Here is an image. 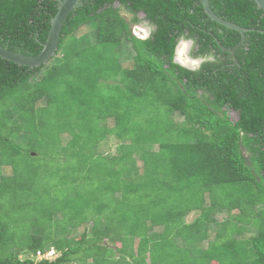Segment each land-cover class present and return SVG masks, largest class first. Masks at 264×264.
Masks as SVG:
<instances>
[{
  "label": "trees",
  "instance_id": "16d2710c",
  "mask_svg": "<svg viewBox=\"0 0 264 264\" xmlns=\"http://www.w3.org/2000/svg\"><path fill=\"white\" fill-rule=\"evenodd\" d=\"M60 1L0 0V46L38 55ZM208 2L247 30L236 62L228 50L240 34L210 20L201 0H80L48 65L0 58V170L12 173L0 175V264H264V12L254 0ZM141 21L145 40L131 33ZM93 23V41L77 36ZM180 38L205 59L197 70L174 63ZM108 137L118 141L113 154L99 149ZM37 176L60 180L67 204L27 221L19 245L6 225L18 208L3 200L11 192L29 207L42 193ZM210 223L222 229L211 239ZM50 249L53 262L35 261Z\"/></svg>",
  "mask_w": 264,
  "mask_h": 264
},
{
  "label": "rangeland",
  "instance_id": "374dc122",
  "mask_svg": "<svg viewBox=\"0 0 264 264\" xmlns=\"http://www.w3.org/2000/svg\"><path fill=\"white\" fill-rule=\"evenodd\" d=\"M122 16H124L125 18H132L127 12L122 11ZM95 29H96V25L93 23L92 25H88L85 26L84 28L80 29L77 32V36L79 37L80 35H87L89 36L88 41H93L95 39ZM132 32H135L137 35L140 36H144L145 32H148V26H146L145 23H141L137 26H132ZM190 51H191V47H190ZM185 54H187L185 52ZM183 57H185L183 55ZM133 58H134V53L131 49L130 44L128 43H124L123 44V52H122V56H121V64L124 67H129L133 65ZM41 106H43V104L41 103ZM175 120L176 121H182L181 117L179 116H175ZM107 125L108 126H112L113 123V119H108L107 120ZM22 137H19V140H21ZM118 146V141H116L113 137H108L105 141H103L102 143H100L99 145V149L101 152H105L108 154H113L114 151L117 149ZM152 150H155L156 147H152ZM136 159V157H135ZM25 161V157L23 155L17 154L15 157V161L14 164L15 166L20 170L21 166L23 165ZM32 163V161H30ZM135 166H137L138 168L141 167V163L139 161H136ZM5 170H0V175H5V176H10V169L9 168H4ZM10 170V171H9ZM20 179V178H19ZM60 180L56 179H47V178H42L41 176H37V184L34 185V187L36 186V190L37 192H42L41 194H38V196H33V192L31 190H29L28 194H31L33 197H31L30 195L27 197L26 201L27 203H31L29 205V207H20L23 204H21L19 202V200H17V204H14L13 202V198H12V193L8 192L5 194L4 197V203L5 206L7 208H10L11 206L18 208L17 210V214H15L13 222L10 221L8 218L6 220V225L9 227L8 230V234L16 236V244H25L26 240L24 239L23 236L26 235L27 233V229L29 228V225L27 224V221L29 220H34L33 223L35 225H38L40 222L39 218L41 217V215H44V218L47 217L49 211H53L57 208H59L62 205L67 204L66 202L62 201V195L63 192L57 188L58 185H62L61 183H59ZM38 186V188H37ZM43 189H46L47 192L49 193H45ZM19 199L22 198V195L18 197ZM24 198V197H23ZM231 214V213H230ZM229 216L226 213H219L218 215L214 216V219L217 221V223H221L223 222L226 217H230L232 218L235 214L236 211L232 213V215ZM200 215L199 211H194L191 212L190 214H188L185 217V222L187 223H191L192 221H194L198 216ZM15 217L16 219H18L19 221L15 223ZM30 217V218H28ZM54 221V220H53ZM89 224L87 225H83L81 227H79L77 229V231L73 232L72 235L69 236V240H79L81 234L86 233L89 228ZM87 230V231H86ZM222 231L221 227H216L215 223H210L209 225V239H211L214 234H216V232H220ZM155 234H160L161 233V228H156V231H154ZM250 236H252V233L249 231L245 232L243 235L239 236L237 239H247ZM20 237V239L18 238ZM12 238L10 236L7 237ZM72 242V241H71ZM136 244L134 246V248H136L137 246V240L134 241ZM105 245H107V242L104 243ZM206 244V242H204L202 245L204 246ZM107 246H113L110 243ZM1 249V248H0Z\"/></svg>",
  "mask_w": 264,
  "mask_h": 264
},
{
  "label": "water",
  "instance_id": "95a60500",
  "mask_svg": "<svg viewBox=\"0 0 264 264\" xmlns=\"http://www.w3.org/2000/svg\"><path fill=\"white\" fill-rule=\"evenodd\" d=\"M255 3L259 8H261L264 12V0H254ZM80 0H62L59 3L57 12L55 16L51 20V26L49 29V34L47 37L46 42L43 44V48L41 52L36 56H25L20 53L13 52L11 50H8L7 48L0 46V58L9 62H12L14 64H17L19 66H24L28 68H35L40 67L42 65H47L51 61V59L55 56L56 50L58 49V44L60 40V33L62 30V26L64 22L66 21L68 15L71 13L72 10H74L79 5ZM203 4L204 11L206 15L210 18V20L216 22L217 24L226 27L231 30L237 31L241 38L239 43L232 48L231 50H228L231 55L233 56L234 62H236L235 59V51L241 47L245 42V33L246 29L239 27L233 23L224 21L223 19L216 16L213 11L211 10L209 6L208 0H201ZM191 44L190 41H184L181 39L174 52V63L180 65L183 68L189 69V70H196L199 68L200 64L204 61L202 59H194L190 57L188 54H185V59H187V62L179 61L177 57V51L181 45H187L186 53L188 51V46Z\"/></svg>",
  "mask_w": 264,
  "mask_h": 264
},
{
  "label": "clouds",
  "instance_id": "9594fccd",
  "mask_svg": "<svg viewBox=\"0 0 264 264\" xmlns=\"http://www.w3.org/2000/svg\"><path fill=\"white\" fill-rule=\"evenodd\" d=\"M130 15V14H129ZM131 16V15H130ZM132 17V16H131ZM143 17H144V15L141 13L140 15H139V18H141V19H143ZM128 19V18H127ZM145 23L146 24V26H147V23L145 22V21H141V23ZM141 23H138V24H135V25H133V26H137V25H139V24H141ZM150 32H151V29H149V27H148V32H145V34H144V36H140V35H137L135 32H132V27H131V33H132V35H134L136 38H138V39H140V40H145V39H147V38H149V36H150ZM181 39H183L184 41H190L191 42V44L188 46V51H187V54L191 57V55H190V47H191V49H192V46H193V42L191 41V40H186V39H184V38H180L179 39V41L181 40ZM178 41V42H179ZM2 47V46H1ZM186 52V51H185ZM193 58V57H192ZM195 59V58H194ZM198 59H202V58H198ZM202 60H204L205 61V59L203 58ZM203 61V62H204ZM50 63V62H49ZM202 64V63H201ZM200 64V65H201ZM48 65V64H47ZM44 66H46V65H44ZM200 67V66H199ZM198 69V68H197ZM196 69V70H197ZM50 251H53L54 252V254H55V257H52V258H44V259H38L37 258V254H36V259H35V261L36 262H39V261H43V260H45V261H48V262H53L58 256H59V253L58 252H56L54 249H50V250H48V251H46L45 253H47V252H50ZM45 253H42V254H45Z\"/></svg>",
  "mask_w": 264,
  "mask_h": 264
},
{
  "label": "bare ground",
  "instance_id": "6f19581e",
  "mask_svg": "<svg viewBox=\"0 0 264 264\" xmlns=\"http://www.w3.org/2000/svg\"><path fill=\"white\" fill-rule=\"evenodd\" d=\"M187 49V45H181L177 51V57H178V60L183 62H187V59H185V57H183V55L185 56V51Z\"/></svg>",
  "mask_w": 264,
  "mask_h": 264
},
{
  "label": "built area",
  "instance_id": "2783aa9c",
  "mask_svg": "<svg viewBox=\"0 0 264 264\" xmlns=\"http://www.w3.org/2000/svg\"><path fill=\"white\" fill-rule=\"evenodd\" d=\"M55 257V254L53 251L47 252L45 254H42L40 252L37 253V258L38 259H44V258H52Z\"/></svg>",
  "mask_w": 264,
  "mask_h": 264
},
{
  "label": "flooded vegetation",
  "instance_id": "af4514ba",
  "mask_svg": "<svg viewBox=\"0 0 264 264\" xmlns=\"http://www.w3.org/2000/svg\"><path fill=\"white\" fill-rule=\"evenodd\" d=\"M147 26L149 27V25L147 24ZM149 29H150V27H149Z\"/></svg>",
  "mask_w": 264,
  "mask_h": 264
}]
</instances>
